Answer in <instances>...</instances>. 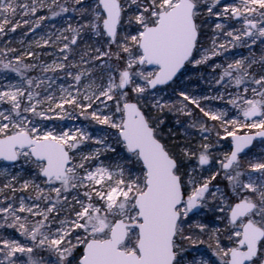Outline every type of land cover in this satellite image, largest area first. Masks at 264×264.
Listing matches in <instances>:
<instances>
[{"label":"snow or ice","instance_id":"snow-or-ice-1","mask_svg":"<svg viewBox=\"0 0 264 264\" xmlns=\"http://www.w3.org/2000/svg\"><path fill=\"white\" fill-rule=\"evenodd\" d=\"M0 264H264V0H0Z\"/></svg>","mask_w":264,"mask_h":264},{"label":"rangeland","instance_id":"rangeland-1","mask_svg":"<svg viewBox=\"0 0 264 264\" xmlns=\"http://www.w3.org/2000/svg\"><path fill=\"white\" fill-rule=\"evenodd\" d=\"M237 52H239V53H244V54H247V49H238V50H236ZM202 90H204V89H202ZM69 126H72L73 124H76V125H82V121H79V120H77V121H67L66 122Z\"/></svg>","mask_w":264,"mask_h":264},{"label":"trees","instance_id":"trees-1","mask_svg":"<svg viewBox=\"0 0 264 264\" xmlns=\"http://www.w3.org/2000/svg\"><path fill=\"white\" fill-rule=\"evenodd\" d=\"M19 34V30H18V33H17V35Z\"/></svg>","mask_w":264,"mask_h":264}]
</instances>
